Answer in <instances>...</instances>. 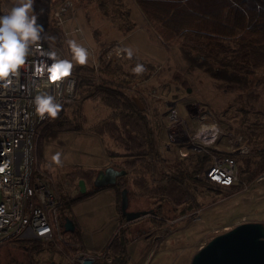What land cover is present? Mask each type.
<instances>
[{
    "label": "rangeland",
    "instance_id": "374dc122",
    "mask_svg": "<svg viewBox=\"0 0 264 264\" xmlns=\"http://www.w3.org/2000/svg\"><path fill=\"white\" fill-rule=\"evenodd\" d=\"M36 1H34V3H37L36 7L38 11H40V13H45V11L47 10L50 11H48L46 15L50 17L53 25L54 18L52 11H55V7L57 4L66 2L67 4L69 3L73 6H70L69 8L70 13H66L63 10V13H65L62 19L64 21L63 25H65V29L64 31H61L64 35L65 46L67 47L66 50H64L66 52L57 49L55 46L53 47L61 58L66 59H71V53L67 45V40L76 39L78 42L87 47L92 53V60H90L86 65L75 64L74 66L92 68V71H85L84 74L93 77L89 78L92 79L93 83L97 84L98 82V78L100 76L98 70L101 66L100 60L103 59L101 58L102 51L105 48L106 44H110L109 42L114 45H112L110 49L103 55L106 56L103 60L104 62L112 61L111 63H113L115 61L116 63L114 64H118V66L120 64L121 71L131 74L133 72V67L131 63L127 61L128 59L124 58L122 54L119 59L116 60H110L107 57V53L113 48H124L126 46L128 47L129 45L133 49L135 57H146L145 60L138 59L144 63L139 61L138 62L142 64H150L153 67L152 69L154 70V72L153 70L150 72V75L147 78L135 80V83L132 84L129 88H126L125 92L127 94L126 98L132 97L137 99L138 101H142V103L141 101L140 103L143 107L144 113L147 114L149 122L151 123L153 137H151L150 142L152 144V147H154V151H158V159H155L153 153L145 155V162L149 164L147 165V167L149 168L147 172H145V168L141 171L139 167H135V170L134 168L123 167L124 164H122V162L124 160V151L121 145V141L119 140L117 142L112 139L104 141L103 139L101 140L98 135H96L99 124L106 121L110 111L106 109L104 105H102L103 103L100 98L95 95L91 96V93L93 92V86H82V90H79L80 92L78 90L76 91L75 99H78H74L71 104H68L69 106L65 105L63 107V116L65 117L67 124L71 126L70 129L59 131V129H56V125L52 123L53 119H50L47 123H45V125L41 127L38 138L36 140V166L38 167V169L40 168L41 171L50 176L52 175L51 172H54L51 177H53L54 182L56 181V188L59 194H61L62 198L65 200V203L61 206L60 209L63 208V212H65L66 214V208L69 207L70 215H68L67 217L72 220V222L74 223V227L78 230V232L79 227L77 222H81L82 228L84 229V244H88L90 243V241H93L94 244L98 247L106 241L110 234V231L114 229V233L107 243H109L118 232H124L126 250L129 257L128 264H190L194 254L202 246H204L205 243H207L216 235L230 230L242 223H261L264 225V115L262 116V114H264V68L260 69L261 71L258 70L255 73L254 77L251 79L250 87L246 91L239 93L216 89L214 87L212 79H210L205 73L199 70H194L191 72L186 70L185 64L181 60L180 53L179 51H177V48L174 46L168 47L164 45L163 42H161L154 29L144 18L134 0H62V2L61 0ZM13 2L14 0H0V14L6 13L8 11L7 9L12 6ZM101 6H103L104 9H101ZM95 7L96 9H94ZM50 13L52 14V16ZM97 13H99V15ZM139 25H141L142 27ZM75 28H78L79 31L75 32L73 30ZM136 31H138V33ZM99 39L102 40L100 41ZM135 39L136 41H134ZM151 39L152 41H150ZM43 43H45V41ZM63 53L65 54V56ZM143 53L145 56L143 55ZM112 56H117V52L115 51ZM95 63L98 66H96ZM72 75L77 76L74 74V71L72 72ZM116 75L118 81H121L123 78H125L118 75V73ZM134 76L139 75L135 74ZM164 77H167L168 79H165ZM75 78H77L76 84H78L79 78ZM132 90L136 91V93ZM128 91H130L131 93ZM139 91L141 92L139 93ZM94 99L97 100L95 101ZM90 100L93 104L90 103ZM172 103L176 106L179 114V119L175 123L170 122V119L167 116L169 111L168 105H172ZM77 104L82 105V107ZM156 109L159 110L157 111ZM91 112H95L96 118L94 121L96 123L89 122L90 119L88 117L90 116ZM116 112L120 113V109L116 110ZM126 112L130 113V111ZM154 117H157L158 119ZM80 120H82V122ZM214 123H217L215 124V126L219 129L218 133L206 134V136L199 134L200 126L202 127L203 125L207 124L214 125ZM238 132L240 134H238ZM91 134H94L98 138V140H101L99 142L104 150L106 149V146H108V148H111V151H113L114 153H110V156L103 152L99 153L100 156L98 155V153L94 156H90L88 153H94L95 151H97V147L100 146V144L90 136ZM184 134L187 135V139L180 141L179 138ZM204 137L206 138V140H204ZM181 144L183 147L181 146ZM155 145H158L156 146L157 148L155 147ZM195 145L198 146L197 149L192 150V146ZM230 145H232V148ZM120 147L121 149H119ZM239 148H242L244 152L243 155L238 154V157L236 156V168L238 174V182L236 185L239 186V188L237 189V191L235 190L230 195L213 190V188H210L208 185H204L200 181H198L203 180L200 179L202 178L203 171L202 173L200 172L198 174L199 176L197 175L196 179L179 178L180 171L191 172L193 170L195 164L200 158L199 156H201V159L203 161L202 162L201 160H199L203 163L204 170L205 167L211 162L212 156H214L216 153L222 154L225 151L227 152L229 149L231 151L238 152ZM63 149H65L66 151H63ZM56 151L63 152V156H67L69 152L71 155L80 154V156H82L89 162V166L88 164H84V166L68 165L67 162H64V159L63 164H66H62V166H56L54 165V163L51 164V156ZM172 157L174 158L172 159ZM112 159L114 160L112 161ZM116 159H118V162L116 161ZM41 164H43L44 167ZM105 165L116 170H120L121 168L126 172L125 176H123V178L125 177L123 179V184H125V187L129 192L127 211H147L148 213H152H147L145 215L146 217L142 216L143 218L140 217L138 220H135L136 222H130L131 224L127 223L120 212V199H117L118 189L114 188L116 194L114 214L115 219L110 221L113 214L110 207V193L103 191L99 194H94L93 196H87L89 192L94 190V187L92 185V182L95 178L94 176H96L99 171H104L105 168H109ZM53 167L55 170L53 169ZM156 168L158 170H156ZM88 170L92 171L93 177L89 182H87L88 189H86L84 193H80L77 184V179H80V174L78 172L81 173ZM137 170L140 171L138 172ZM48 171L49 173H47ZM158 171L162 172L159 173ZM142 172L144 173L142 174ZM136 174L138 177L136 176ZM129 175L133 177H131L130 179ZM141 177H146L144 178L146 185L143 189H140L136 186L137 180ZM171 178L175 179L185 192L183 196H186V198L181 205L173 204V202L170 201L168 197L162 194L161 188L165 187V185ZM188 188L190 191L188 190ZM221 194L223 195L221 196ZM158 195H160V197ZM75 199L79 200L71 204V200ZM73 204V213H75L77 216L79 215L82 220H77L76 218L72 217L70 207ZM148 217L150 219H148ZM113 222L115 228L113 227ZM62 235H65L64 237L67 239V242L70 240V245L65 246L64 244H62L60 246V250H55L51 247H45L39 244L37 246H34L35 248L31 249L32 251H29L31 256H29V254L20 247V243L12 244L13 246L11 244L4 245L0 248V264H45L44 262L65 264V255H70L71 253L73 254L76 248H84L82 247L79 238H69L68 233L65 232L63 228ZM138 242L141 244V246ZM105 249L108 250L107 246L102 250Z\"/></svg>",
    "mask_w": 264,
    "mask_h": 264
},
{
    "label": "trees",
    "instance_id": "16d2710c",
    "mask_svg": "<svg viewBox=\"0 0 264 264\" xmlns=\"http://www.w3.org/2000/svg\"><path fill=\"white\" fill-rule=\"evenodd\" d=\"M134 1L161 42L166 46L172 45L177 48L186 70L189 72L199 70L205 73L212 79L216 89L239 93L246 91L249 89L251 79L254 77L255 73L264 68V4L262 0ZM33 11L37 16V23L44 29L43 35L45 37H55L54 41L47 39L44 41L55 46L57 49L66 50L67 47L65 46V39L63 38L64 35L61 29L53 25L48 15L46 16L45 13H40L35 4H33ZM110 45L112 46V43L106 44L102 51V55L110 49ZM122 56L126 58V55L122 54ZM101 58L103 59L100 61L103 63H101L98 71L102 75L99 73L100 76L97 84L93 83L92 79L89 81V78L93 77L84 74L85 71H92V68L74 66V74L77 73L76 77L80 78L78 79V84H76V91H81L84 85L90 87L93 84L91 96H99L104 107L110 111L106 121L99 124L96 135L105 140L112 139L117 142L120 140L124 150L123 167L134 168L137 164L140 170H144L145 168V172H147L149 169L147 165L149 164L145 162V155L153 153L154 157L156 156L155 159H158L157 152L154 151L150 142L152 128L147 114L144 113L143 109L137 106L134 98H126L125 92L126 88L134 84L135 80L147 78L153 70V67L150 64H143L146 71L139 76H134V72H132L131 74L133 75H131L121 71L120 65L118 66L109 61L104 62L105 56H101ZM127 61L131 63L133 68L140 62L135 58L128 59ZM109 66L112 68L110 69ZM104 69L105 72H103ZM117 73L125 78L118 81L116 77ZM104 76L109 79L107 80ZM117 84L118 86H116ZM101 87L103 88L101 89ZM62 109L58 116L52 120V123L56 125V129H70L71 126L67 124L65 117H63ZM117 109H120V113L116 112ZM126 111H130V113ZM108 153L113 154L114 152L108 150ZM199 160H201V157ZM199 160L191 172L180 171L179 178L196 179L197 175L203 170V163H200L202 160ZM78 173L80 174L79 180H83L84 184H88L87 182L93 177V173L90 170ZM143 173L144 172H142V174ZM123 179V176H121L116 180L114 185H111L118 189V199H120L121 190L126 188L123 184ZM175 181V179L171 178L165 187L161 188V191L163 195L167 196L169 200L173 202V204L181 205L186 196H183L185 194L183 188ZM198 181H202V184L209 185V187L211 186L210 188L213 187L214 190L224 194H230L239 188L237 185L219 187L211 183L209 184L206 180ZM136 186L143 189L145 187L144 178H139L136 182ZM97 190L98 189L94 188L87 196L93 194ZM77 200H71V204ZM66 209V214L63 212V208L59 210V218L62 227L64 219L69 218L67 216L70 215L69 207ZM78 234V230L75 229L73 233H68V236L69 238L73 237L72 239H78ZM123 239L124 232H118L109 242L110 244H107V252L109 255L106 253V256L110 258L109 264L129 263L126 241ZM37 245H39V243L33 241L20 243V247L23 248L29 256V251L34 249V246Z\"/></svg>",
    "mask_w": 264,
    "mask_h": 264
},
{
    "label": "built area",
    "instance_id": "2783aa9c",
    "mask_svg": "<svg viewBox=\"0 0 264 264\" xmlns=\"http://www.w3.org/2000/svg\"><path fill=\"white\" fill-rule=\"evenodd\" d=\"M70 6L66 2L57 4L53 12L54 25L63 31V10L69 13ZM49 51H55L54 47L47 42L42 43L41 48L28 57L13 84L7 88L0 87V248L28 241L55 250H60L62 244L69 245L62 235L59 218V210L65 200L53 178L38 169L35 159L39 132L50 120L47 115L43 118L37 115L33 104L34 96L40 91L43 81L48 79V73L41 74L40 68L52 64ZM109 52L107 57L110 60L121 56H110ZM69 82H73L70 93ZM49 83L47 90L57 95L62 107L74 101L76 78L73 75L57 82L58 86ZM168 106L167 116L175 123L179 119L178 110L174 104ZM185 135L179 140H186ZM197 147L192 146L191 149ZM243 153L242 148L238 152L216 153L203 170L202 178L219 187L236 185V156ZM106 253V249L93 253L78 248L73 254L65 255V263L83 264L85 260H90L92 263L109 264Z\"/></svg>",
    "mask_w": 264,
    "mask_h": 264
},
{
    "label": "clouds",
    "instance_id": "9594fccd",
    "mask_svg": "<svg viewBox=\"0 0 264 264\" xmlns=\"http://www.w3.org/2000/svg\"><path fill=\"white\" fill-rule=\"evenodd\" d=\"M34 0H14L10 9L0 14V87H9L20 70L26 65L27 59L41 48L45 39L55 40V37H45L44 29L37 23L33 11ZM71 59L61 58L56 51H49L48 56L53 61L50 66L42 65L41 74L48 73V79L43 81L40 91L34 96L33 104L37 115L55 119L61 111L62 104L56 94L47 89L51 84L58 86L59 81L72 75L74 65H86L92 59V53L76 39L67 40ZM117 55L124 54L128 59L134 56L131 47L118 48ZM132 71L141 75L146 71L143 64L137 63ZM73 82H69L68 92L72 91ZM219 129L215 125H203L200 135L216 134ZM63 153L56 151L51 161L56 166H62ZM7 164L4 165L6 167Z\"/></svg>",
    "mask_w": 264,
    "mask_h": 264
},
{
    "label": "water",
    "instance_id": "95a60500",
    "mask_svg": "<svg viewBox=\"0 0 264 264\" xmlns=\"http://www.w3.org/2000/svg\"><path fill=\"white\" fill-rule=\"evenodd\" d=\"M264 4V0H262ZM135 103L143 109L141 103L134 98ZM124 170L112 167L99 171L93 180L96 189L114 185L116 180L125 175ZM80 192L86 191L83 180L78 181ZM128 192L124 188L120 192V212L126 222H132L146 215V211H127ZM63 229L73 233L74 223L69 218L64 219ZM45 264H55L48 262ZM83 264L92 263L85 260ZM190 264H264V225L261 223H242L230 230L216 235L202 246L192 257Z\"/></svg>",
    "mask_w": 264,
    "mask_h": 264
},
{
    "label": "bare ground",
    "instance_id": "6f19581e",
    "mask_svg": "<svg viewBox=\"0 0 264 264\" xmlns=\"http://www.w3.org/2000/svg\"><path fill=\"white\" fill-rule=\"evenodd\" d=\"M34 1H36V0H34ZM41 1H43V0H41ZM36 2H37V1H36ZM61 2H62V0H61ZM61 2H60V3H61ZM90 2H93V1H90ZM108 2H109V1H108ZM88 3H89V2H88ZM114 3H115V2H114ZM114 3H113V4H114ZM125 3H126V2H125ZM125 3H124V4H125ZM260 3H261V2H260ZM12 4H13V3H12ZM34 4H35V3H34ZM36 4H37V3H36ZM36 4H35V6H36ZM86 4H87V3H86ZM231 4H232V3H231ZM42 5H43V4H42ZM49 5H50V4H49ZM117 5H119V4H117ZM71 6H72V5H71ZM78 6H79V5H78ZM98 6H100V5H98ZM9 7H10V4H9ZM42 7H43V6H42ZM42 7H41V8H42ZM53 7H54V6H53ZM72 7H73V6H72ZM74 7H75V6H74ZM101 7H102L101 9H104L103 6H101ZM260 7H261V6H260ZM0 8H1V7H0ZM44 8H46V7H44ZM9 9H10V8H8L7 10H9ZM49 9H50V8H49ZM94 9H96V7H95ZM94 9H93V10H94ZM7 10H6V11H7ZM43 10H46V9H43ZM52 10H53V9H52ZM52 10H51V11H52ZM91 10H92V9H91ZM48 11H49V10L45 11V14H47ZM69 11H70V10H69ZM94 11H95V10H94ZM100 11H101V10H100ZM49 12H50V11H49ZM52 12H54V11H52ZM64 13H65V12H64ZM69 13H70V12H69ZM90 13H91V12H90ZM139 13H140V12H139ZM48 14H49V13H48ZM50 14H51V13H50ZM82 14H83V13H82ZM97 14L99 15V13H97ZM74 15H75V14H74ZM140 15H141V14H140ZM46 16H47V15H46ZM51 16H52V14H51ZM95 16H96V15H95ZM66 17H67V16H66ZM91 17H93V16H91ZM97 17H98V16H97ZM97 17H96V18H97ZM109 17H110V16H109ZM141 17H142V16H141ZM258 17H260V16H258ZM73 18H74V17H73ZM73 18H72V19H73ZM49 19H50V17H49ZM88 19H89V18H88ZM99 19H102V18H99ZM138 19H141V18H138ZM138 19H137V20H138ZM148 20H149V19H148ZM51 21H52V20H51ZM74 22H75V21H74ZM96 22H97V21H96ZM142 22H143V21H142ZM153 22H154V21H153ZM92 23H93V22H92ZM223 23H224V22H223ZM260 23H262V22H260ZM98 24H99V23H98ZM98 24H97V25H98ZM155 24H156V23H155ZM263 24H264V23H263ZM99 25H100V24H99ZM260 25H261V24H260ZM64 26H65V25H64ZM87 26H88V25H87ZM139 26H141V25H139ZM98 27H99V26H98ZM141 27H142V26H141ZM148 27H149V26H148ZM67 28H68V27H67ZM67 28H66V30H67ZM90 28H91V27H90ZM101 28H103V27H101ZM97 29H98V28H97ZM99 29H100V28H99ZM150 29H151V28H150ZM73 30H74V29H73ZM242 31H243V30H242ZM242 31H241V32H242ZM103 32H104V31H103ZM130 32H131V31H130ZM136 32L138 33V31H136ZM142 32H143V31H142ZM70 33H71V32H70ZM73 33H75V32H73ZM236 34H237V33H236ZM68 35H69V34H68ZM77 35H78V34H77ZM101 35H102V34H101ZM105 35H106V34H105ZM128 35H130V34H128ZM234 36H235V35H234ZM236 36H237V35H236ZM91 37H92V35H91ZM129 37H130V36H129ZM131 37H132V35H131ZM231 37H232V36H231ZM261 37H262V36H261ZM63 38H64V37H63ZM63 38H62V39H63ZM127 38H128V37H127ZM145 38H146V37H145ZM152 38H154V37H152ZM103 39H104V38H103ZM119 39H121V38H119ZM132 39H133V38H132ZM99 40H100V39H99ZM101 40H102V39H101ZM101 40H100V41H101ZM134 41H136V39H135ZM150 41H152V39H151ZM97 42H98V41H97ZM120 42H121V41H120ZM105 43H106V41H105ZM109 43H111V42H109ZM134 44H135V43H134ZM141 44H142V43H141ZM95 45H96V44H95ZM112 45H113V44H112ZM117 45H118V44H117ZM148 45H149V44H148ZM148 45H147V46H148ZM52 46H53V45H52ZM110 46H111V45H110ZM120 46H121V45H120ZM143 46H144V45H143ZM169 46H170V45H169ZM169 46H168V47H169ZM126 47H127V46H126ZM128 47H130V46L128 45ZM140 47H141V46H140ZM145 47H146V46H145ZM153 47H154V46H153ZM171 47H172V45H171ZM98 48H99V47H98ZM103 48H104V47H103ZM160 48H161V47H160ZM101 49H102V47H101ZM161 49H162V48H161ZM62 50H63V49H62ZM141 50H142V49H141ZM63 51H64V50H63ZM94 51H95V50H94ZM96 51H97V50H96ZM115 51H116V48H115V49L113 48V49L109 52V55L112 56V55L115 53ZM142 51H143V50H142ZM177 51H178V50H177ZM64 52H66V51H64ZM97 52H98V51H97ZM148 52H149V51H148ZM149 53H150V52H149ZM63 54H64V53H63ZM96 54H97V53H96ZM100 54H101V53H100ZM102 54H103V52H102ZM60 55H61V54H60ZM152 55H153V54H152ZM64 56H65V54H64ZM99 56H100V55H99ZM102 56H103V55H102ZM95 57H96V56H95ZM105 57H106V56H105ZM99 58H100V57H99ZM124 58H125V57H124ZM126 58H127V57H126ZM133 58H134V57H133ZM121 59H122V58H121ZM151 59H152V57H151ZM157 59H158V58H157ZM91 60H92V59H91ZM93 61H95V60H93ZM122 61H123V60H122ZM152 61H153V60H152ZM162 61H163V60H162ZM91 62H92V61H91ZM111 62H112V61H111ZM101 63H103V62H101ZM113 63H116V62L114 61ZM91 64H92V63H91ZM95 64H96V63H95ZM109 64H110V63H109ZM117 65H118V64H117ZM119 65H120V64H119ZM125 65H126V64H125ZM161 65H162V64H161ZM96 66H98V65L96 64ZM259 67H260V66H259ZM104 68H105V67H104ZM109 68H110V66H109ZM111 68H112V67H111ZM111 68H110V69H111ZM157 68H158V67H157ZM260 68H261V67H260ZM99 69H100V68H99ZM106 70H107V69H106ZM93 71H94V70H93ZM100 71H101V70H100ZM109 71H110V70H109ZM163 71H164V70H163ZM260 71H261V70H260ZM103 72H105V69H104ZM106 72H107V71H106ZM153 72H154V70H153ZM165 72H166V71H165ZM99 73H100V72H99ZM146 73H147V72H146ZM100 74H101V73H100ZM75 75H76V74H75ZM78 75H80V74H78ZM101 75H102V74H101ZM124 75H125V74H124ZM131 75H133V74H131ZM149 75H150V74H149ZM149 75H148V76H149ZM160 75H161V74H160ZM164 75H165V74H164ZM116 76H117V75H116ZM74 77H76V76H74ZM104 77H105V76H104ZM153 77H154V76H153ZM167 77H168V76H167ZM167 77H166V78H167ZM263 77H264V76H263ZM83 78H86V77H83ZM101 78H102V77H101ZM105 78H106V77H105ZM105 78H104V79H105ZM118 78H119V77H118ZM164 78H165V77H164ZM166 78H165V79H166ZM79 79H80V78H79ZM106 79L108 80L109 78H106ZM136 79H137V78H136ZM142 79H145V78H142ZM167 79H168V78H167ZM99 80H100V79H99ZM110 80H111V79H110ZM160 80H161V79H160ZM181 80H182V79H181ZM259 80H260V79H259ZM89 81H90V79H89ZM115 81H116V80H115ZM115 81H114V82H115ZM163 81H164V80H163ZM165 81H166V80H165ZM116 82H117V81H116ZM136 82H137V81H136ZM169 82H170V81H169ZM111 83H113V82H111ZM134 83H135V82H134ZM144 83H145V82H144ZM149 83H150V82H149ZM153 83H154V82H153ZM263 83H264V82H263ZM118 84H119V83H118ZM118 84H117L116 86H118ZM154 84H155V83H154ZM102 85H103V84H102ZM121 85H123V84H121ZM148 85H149V84H148ZM155 85H156V84H155ZM84 86H85V85H84ZM84 86H83V87H84ZM91 86H93V84H92ZM137 86H138V85H137ZM142 86H143V85H142ZM151 86H152V85H151ZM260 86H261V85H260ZM119 87H120V86H119ZM121 87H122V86H121ZM143 87H144V86H143ZM191 87H192V86H191ZM99 88H100V87H99ZM102 88H103V87H101V89H102ZM127 88H128V87H127ZM140 88H141V87H140ZM144 89H145V88H144ZM149 89H151V88H149ZM183 89H184V88H183ZM89 90H90V89H89ZM99 90H100V89H99ZM108 90H109V89H108ZM127 90H128V89H127ZM145 90H146V89H145ZM155 90H156V89H155ZM110 91H111V90H110ZM122 91H123V90H122ZM132 91H134V90H132ZM146 91H147V90H146ZM166 91H168V90H166ZM79 92H80V91H79ZM85 92H86V91H85ZM87 92H88V91H87ZM128 92H130V91H128ZM134 92L136 93V91H134ZM137 92H138V91H137ZM140 92H141V91H139V93H140ZM149 92H151V91H149ZM154 92H155V91H154ZM252 92H253V91H252ZM256 92H257V91H256ZM90 93H91V92H90ZM119 93H120V92H119ZM130 93H131V92H130ZM148 94H149V93H148ZM154 94H156V93H154ZM188 94H189V93H188ZM91 95H92V93H91ZM126 95H127V94H126ZM128 95H129V94H128ZM149 95H150V94H149ZM259 95H260V94H259ZM132 96H133V95H132ZM137 96H138V94H137ZM140 96H141V95H140ZM143 96H144V95H143ZM98 98H99V96H98ZM128 98H129V97H128ZM143 98H145V97H143ZM158 98H159V97H158ZM76 99H78V98H76ZM76 99H75V100H76ZM83 99H84V98H83ZM86 99H87V98H86ZM121 99H122V98H121ZM130 99H131V97H130ZM130 99H129V100H130ZM160 99H161V98H160ZM94 100L96 101L97 99H94ZM136 100H137V99H136ZM144 100H145V99H144ZM144 100H143V101H144ZM151 100H153V99H151ZM162 100H163V99H162ZM146 101H147V100H146ZM146 101H145V102H146ZM155 101H156V100H155ZM76 102H77V101H76ZM76 102H75V104H76ZM85 102H86V101H85ZM93 102H94V101H93ZM145 102H144V103H145ZM164 102H165V101H164ZM172 102H173V101H172ZM88 103H89V102H88ZM88 103H87V104H88ZM90 103H91V100H90ZM90 103H89V104H90ZM154 103H155V102H154ZM263 103H264V102H263ZM70 104H71V103H70ZM75 104H74V108H75ZM80 104H81V103H80ZM91 104H93V103H91ZM172 104H173V103H172ZM186 104H187V103H186ZM77 105H79V104H77ZM96 105H97V104H96ZM96 105H95V106H96ZM98 105H99V104H98ZM102 105H103V104H102ZM102 105H101V108H102ZM130 105H131V104H130ZM166 105H167V104H166ZM68 106H69V105H68ZM79 106L82 107V105H79ZM79 106H78V107H79ZM83 106H84V105H83ZM87 106H88V105H87ZM105 106H106V105H105ZM131 106H132V105H131ZM163 106H164V105H163ZM90 107H91V106H90ZM132 107H133V106H132ZM145 107H146V106H145ZM159 107H160V105H159ZM148 108H149V107H148ZM148 108H147V109H148ZM61 109H62V108H61ZM79 109H80V108H79ZM92 109H93V108H92ZM98 109H99V108H98ZM110 110H111V109H110ZM117 110H118V109H117ZM156 110H157V109H156ZM158 110H159V109H158ZM158 110H157V111H158ZM251 110H252V109H251ZM79 111H82V110H79ZM97 111H98V110H97ZM103 111H104V110H103ZM107 111H108V110H107ZM113 111H114V110H113ZM186 111H187V110H186ZM77 112H78V111H77ZM98 112H99V111H98ZM162 112H163V111H162ZM164 112H165V111H164ZM262 112H263V111H262ZM69 113H70V112H69ZM79 113H80V112H79ZM81 113H82V112H81ZM82 114H83V113H82ZM94 114H95V113H94ZM98 114H99V113H98ZM98 114H97V115H98ZM109 114H110V113H109ZM133 114H134V113H133ZM160 114H161V113H160ZM187 114H188V113H187ZM68 115H69V114H68ZM90 115H91V114H90ZM139 115H140V113H139ZM263 115H264V114H262V116H263ZM106 116H107V115H106ZM63 117H64V116H63ZM75 117H76V116H75ZM149 117H150V116H149ZM206 117H207V116H206ZM95 118H96V117H95ZM97 118H98V117H97ZM154 118H157V117H154ZM74 119H75V118H74ZM104 119H105V118H104ZM157 119H158V118H157ZM75 120H76V119H75ZM92 120H93V119H92ZM94 120H95V119H94ZM187 120H188V119H187ZM207 120H208V119H207ZM207 120H206V121H207ZM80 121L82 122V120H80ZM158 121H159V120H158ZM91 122H92V121H91ZM116 122H117V121H116ZM170 122H171V121H170ZM216 122H217V121H216ZM95 123H96V122H95ZM98 123H99V122H98ZM81 124H82V123H81ZM116 124H117V123H116ZM148 124H149V123H148ZM166 124H167V123H166ZM215 124H217V123H214V125H215ZM150 125H151V123H150ZM150 125H149V128H150ZM173 125H174V124H173ZM194 125H195V124H194ZM207 125H208V124H207ZM210 125H211V124H210ZM258 125H259V124H258ZM86 126H87V125H86ZM90 126H91V125H90ZM171 126H172V125H171ZM198 126H199V125H198ZM161 127H162V126H161ZM164 127H165V126H164ZM166 127H168V126H166ZM187 127H188V126H187ZM84 128H85V127H84ZM89 128H90V127H89ZM127 128H128V127H127ZM194 128H195V127H194ZM118 129H119V128H118ZM169 129H170V128H169ZM172 129H173V128H172ZM200 129H201V126H200ZM148 130H150V129H148ZM170 130H171V129H170ZM221 130H222V129H221ZM253 130H254V129H253ZM255 130H256V129H255ZM59 131H60V130H59ZM67 131H68V130H67ZM122 131H123V130H122ZM161 131H162V130H161ZM46 132H47V131H46ZM61 132H63V131H61ZM74 132H76V131H74ZM87 132H88V131H87ZM87 132H86V133H87ZM89 132H90V131H89ZM132 132H133V131H132ZM143 132H144V131H143ZM190 132H191V131H190ZM231 132H232V131H231ZM239 132H240V131H239ZM239 132H238V134H240ZM256 132H257V131H256ZM152 133H153V131H152ZM152 133H151V134H152ZM161 133H162V132H161ZM220 134H221V133H220ZM227 134H228V133H227ZM152 135H153V134H152ZM152 135H151V136H152ZM49 136H50V135H49ZM155 136H157V135H155ZM161 136H163V135H161ZM161 136H160V137H161ZM205 136H206V135H205ZM207 136H208V135H207ZM237 136H238V135H237ZM114 137H115V136H114ZM152 137H153V136H152ZM185 137H186V135L184 136V138H185ZM197 137H199V136H197ZM238 137H239V136H238ZM242 137H243V136H242ZM101 138H102V137H101ZM170 138H171V137H170ZM170 138H169V139H170ZM204 138H205V137H204ZM44 139H45V138H44ZM159 139H160V138H159ZM162 139H163V138H162ZM175 139H176V138H175ZM192 139H193V138H192ZM226 139H227V138H226ZM101 140H102V139H101ZM104 140H105V139H104ZM149 140H150V139H149ZM157 140H158V139H157ZM204 140H206V138H205ZM242 140H243V139H242ZM153 141H154V140H153ZM164 141H165V140H164ZM171 141H172V140H171ZM175 141H176V140H175ZM217 141H218V140H217ZM243 141H244V140H243ZM112 142H113V141H112ZM159 142H160V141H159ZM209 142H210V141H209ZM190 143H191V142H190ZM201 143H202V142H201ZM228 143H229V142H228ZM263 143H264V142H263ZM110 144H112V143H110ZM117 144H118V143H117ZM209 144H210V143H209ZM239 144H240V143H239ZM245 144H246V143H245ZM145 145H146V144H145ZM171 145H172V144H171ZM173 145H174V144H173ZM176 145H177V143H176ZM176 145H175V146H176ZM185 145H186V143H185ZM156 146H158V145H155V147H156ZM181 146H182V144H181ZM195 146H197V145H195ZM207 146H208V145H207ZM243 146H244V145H243ZM109 147H110V145H109ZM150 147H151V146H150ZM170 147H171V146H170ZM182 147H183V146H182ZM260 147H261V146H260ZM153 148H154V147H153ZM156 148H157V147H156ZM179 148H180V147H179ZM246 148H247V147H246ZM252 148H253V147H252ZM43 149H44V148H43ZM107 149H108V148H107ZM110 149H111V148H110ZM119 149H121V147H120ZM180 149H181V148H180ZM196 149H197V148H196ZM117 150H118V148H117ZM117 150H115V151H117ZM152 150H153V149H152ZM192 150H193V149H192ZM209 150H210V149H209ZM247 150H248V149H247ZM64 151H66V150H64ZM123 151H124V150H123ZM182 151H183V150H182ZM228 151H231V150L229 149ZM257 151H258V149H257ZM42 152H43V151H42ZM126 152H127V151H126ZM145 152H146V151H145ZM149 152H150V150H149ZM157 152H158V151H157ZM184 152H185V150H184ZM197 152H199V151H197ZM210 152H211V151H210ZM212 152H213V151H212ZM225 152H226V151H225ZM225 152H224V153H225ZM154 153H155V152H154ZM173 153H174V152H173ZM181 153H182V152H181ZM190 153H191V152H190ZM205 153H206V152H205ZM260 153H261V152H260ZM69 154H70V152H69ZM158 154H159V153H158ZM167 154H168V153H167ZM203 154H204V153H203ZM214 154H215V153H214ZM261 154H262V153H261ZM72 155H73V154H72ZM151 155H152V154H151ZM155 155H156V153H155ZM179 155H180V154H179ZM201 155H202V154H201ZM242 155H243V154H242ZM69 156H70V155H69ZM142 156H143V155H142ZM171 156H172V154H171ZM258 156H259V155H258ZM262 156H263V155H262ZM127 157H128V156H127ZM155 157H156V156H155ZM186 157H187V156H186ZM199 157H201V156H199ZM204 157H205V156H204ZM237 157H238V156H237ZM117 158H118V157H117ZM164 158H165V156H164ZM173 158H174V157H172V159H173ZM183 158H184V157H183ZM247 158H248V157H247ZM256 158H257V157H256ZM262 158H263V157H262ZM72 159H73V157H72ZM208 159H209V158H208ZM259 159H260V158H259ZM44 160H45V159H44ZM113 160H114V159H112V161H113ZM127 160H128V159H127ZM170 160H171V159H170ZM176 160H177V159H176ZM201 160H202V159H201ZM205 160H206V159H205ZM116 161L118 162V159H116ZM158 161H159V160H158ZM158 161H157V162H158ZM161 161H162V160H161ZM181 161H182V160H181ZM250 161H252V160H250ZM44 162H45V161H44ZM64 162H65V161H64ZM82 162H83V161H82ZM149 162H150V161H149ZM164 162H165V161H164ZM168 162H169V161H168ZM182 162H183V161H182ZM189 162H190V161H189ZM202 162H203V161H202ZM202 162H201V163H202ZM247 162H248V161H247ZM254 163H255V162H254ZM46 164H47V163H46ZM51 164H53V163H51ZM64 164H66V163H64ZM64 164H63V165H64ZM67 164H68V163H67ZM122 164H123V162H122ZM135 164H136V163H135ZM142 164H143V163H142ZM155 164H156V163H155ZM167 164H168V163H167ZM169 164H170V163H169ZM249 164H250V163H249ZM41 165H43V164H41ZM54 165H55V164H54ZM68 165H69V164H68ZM82 165H83V164H82ZM112 165H114V164H112ZM239 165H240V164H239ZM250 165H251V164H250ZM88 166H89V165H88ZM99 166H100V165H99ZM105 166H107V165H105ZM134 166H135V165H134ZM161 166H162V165H161ZM39 167H40V166H39ZM41 167H42V166H41ZM43 167H44V165H43ZM86 167H87V166H86ZM107 167H109V166H107ZM118 167H120V166H118ZM136 167H138L137 164H136ZM154 167H155V166H154ZM184 167H185V166H184ZM200 167H201V166H200ZM248 167H249V166H248ZM252 167H253V166H252ZM82 168H83V167H82ZM82 168H81V169H82ZM186 168H187V167H186ZM39 169H40V168H39ZM50 169H51V168H50ZM53 169H54V167H53ZM86 169H87V168H86ZM105 169H106V168H105ZM105 169H104V170H105ZM120 169H121V168H120ZM134 169H136V168L134 167ZM139 169H140V167H139ZM165 169H166V168H165ZM172 169H173V168H172ZM176 169H177V168H176ZM197 169H198V167H197ZM40 170H41V169H40ZM54 170H55V169H54ZM54 170H53V171H54ZM99 170H100V169H99ZM156 170H158V169L156 168ZM182 170H183V169H182ZM186 170H187V169H186ZM49 171H50V170H49ZM49 171H48L47 173H49ZM141 171H142V170H141ZM153 171H154V170H153ZM187 171H188V170H187ZM200 171H201V170H200ZM202 171H203V170H202ZM202 171H201V173H202ZM67 172H68V171H67ZM138 172H139V171H138ZM158 172H159V171H158ZM160 172H162V171H160ZM160 172H159V173H160ZM163 172H164V171H163ZM169 172H170V171H169ZM177 172H178V171H177ZM51 173H52V175H53L54 172H51ZM56 173H57V172H56ZM130 173H131V172H130ZM167 173H168V172H167ZM45 174H46V173H45ZM145 174H146V173H145ZM147 174H151V173H147ZM195 174H196V172H195ZM52 175H51V176H52ZM57 175H58V174H57ZM60 175H61V174H60ZM63 175H64V174H63ZM63 175H62V176H63ZM132 175H133V174H132ZM141 175H142V174H141ZM168 175H169V174H168ZM54 176H55V175H54ZM126 176H127V175H126ZM129 176H130V175H129ZM129 176H128V177H129ZM133 176H134V175H133ZM133 176H130V179H131V177H133ZM136 176H137V174H136ZM145 176H146V175H145ZM147 176H148V175H147ZM161 176H162V175H161ZM190 176H191V175H190ZM195 176H196V175H195ZM198 176H199V175H198ZM94 177H95V176H94ZM137 177H138V176H137ZM142 177H143V176H142ZM163 177H164V176H163ZM187 177H188V176H187ZM52 178H53V177H52ZM58 178H59V177H58ZM124 178H125V177H124ZM144 178H146V177H144ZM155 178H156V177H155ZM192 178H193V177H192ZM63 179H64V178H63ZM134 179H135V178H134ZM156 179H157V178H156ZM200 179H203V178H200ZM58 180H59V179H58ZM77 180H79V179H77ZM159 180H160V179H159ZM177 180H178V179H177ZM203 180H204V179H203ZM257 180H258V179H257ZM74 181H75V180H74ZM74 181H73V182H74ZM181 181H182V180H181ZM240 181H241V179H240ZM250 181H251V180H250ZM55 182H56V181H55ZM154 182H155V181H154ZM161 182H162V181H161ZM175 182H177V181H175ZM186 182H187V181H186ZM201 182H202V181H201ZM59 183H60V181H59ZM92 183H93V182H92ZM208 183H209V182H208ZM55 184H56V183H55ZM77 184H78V183H77ZM164 184H165V183H164ZM209 184H210V183H209ZM62 185H63V184H62ZM75 185H76V184H75ZM145 185H146V184H145ZM189 185H192V184H189ZM124 186H125V184H124ZM156 186H157V185H156ZM158 186H159V184H158ZM208 186H209V185H208ZM113 187H114V186H113ZM134 187H135V186H134ZM134 187H133V188H134ZM152 187H153V185H152ZM210 187H211V186H210ZM106 188H107V187H106ZM106 188H105V189H106ZM111 188H112V186H111ZM115 188H116V187H115ZM135 188H136V187H135ZM212 188H213V187H212ZM243 188H244V187H243ZM63 189H64V187H63ZM65 189H66V188H65ZM199 189H200V188H199ZM244 189H245V188H244ZM76 190H77V189H76ZM106 190H107V189H106ZM108 190H109V189H108ZM162 190H163V189H162ZM188 190H189V188H188ZM213 190H214V189H213ZM70 191H71V190H70ZM189 191H190V190H189ZM229 191H230V190H229ZM236 191H237V190H236ZM75 192H76V191H75ZM108 192H109V191H108ZM80 193H81V192H80ZM134 193H135V192H134ZM184 193H185V192H184ZM232 193H233V192H232ZM63 194H64V193H63ZM145 194H146V193H145ZM187 194H188V193H187ZM223 194H224V193H223ZM223 194H221V196H222ZM230 194H231V193H230ZM230 194H229V195H230ZM75 195H76V194H75ZM93 195H94V194H93ZM93 195H92V196H93ZM215 195H216V194H215ZM227 195H228V194H227ZM117 196H119V195H117ZM148 196H149V195H148ZM152 196H153V194H152ZM155 196H156V195H155ZM158 196L160 197V195H158ZM162 196H163V195H162ZM231 196H232V195H231ZM76 197H77V196H76ZM166 197H167V196H166ZM189 197H190V196H189ZM218 197H219V196H218ZM71 198H72V197H71ZM91 198H92V197H91ZM156 198H157V197H156ZM220 198H221V197H220ZM117 199H118V198H117ZM216 199H217V198H216ZM223 199H224V198H223ZM193 200H194V199H193ZM94 201H95V200H94ZM155 201H156V200H155ZM219 201H220V200H219ZM200 202H201V201H200ZM239 202H240V201H239ZM239 202H238V203H239ZM229 203H230V202H229ZM248 203H249V202H248ZM150 204H151V203H150ZM150 204H149V205H150ZM156 204H157V203H156ZM192 204H193V203H192ZM171 205H172V204H171ZM193 205H194V204H193ZM205 205H206V204H205ZM208 205H209V204H208ZM150 206H151V205H150ZM154 206H155V205H154ZM174 206H175V205H174ZM263 206H264V205H263ZM194 207H195V206H194ZM197 207H198V206H197ZM254 208H255V207H254ZM155 209H156V208H155ZM176 209H177V208H176ZM201 209H202V208H201ZM212 209H213V208H212ZM128 210H130V209H128ZM142 210H143V209H142ZM144 210H147V209H144ZM195 210H196V209H195ZM203 210H204V209H203ZM184 211H186V210H184ZM187 211H188V210H187ZM198 211H199V210H198ZM249 211H250V210H249ZM157 213H158V212H157ZM180 213H181V212H180ZM252 213H253V212H252ZM67 214H68V213H67ZM158 214H159V213H158ZM177 214H178V212H177ZM195 214H196V213H195ZM150 215H151V214H150ZM153 215H154V214H153ZM156 215H157V214H156ZM197 215H198V214H197ZM148 216H149V215H148ZM151 216H152V215H151ZM65 217H66V216H65ZM145 217H146V216H145ZM175 217H177V216H175ZM197 217H198V216H197ZM112 218H113V217H112ZM142 218H143V217H142ZM181 218H182V217H181ZM185 218H186V217H185ZM193 218H194V217H193ZM239 218H240V217H239ZM120 219H121V218H120ZM148 219H150V218L148 217ZM182 219H183V218H182ZM194 219H195V218H194ZM137 220H138V219H137ZM162 220H164V219H162ZM110 221H111V219H110ZM122 221H123V220H122ZM149 221H150V220H149ZM158 221H159V220H158ZM191 221H192V220H191ZM135 222H136V221H135ZM138 222H139V221H138ZM166 222H167V221H166ZM174 222H175V221H174ZM179 222H180V221H179ZM179 222H178V223H179ZM187 222H188V221H187ZM189 222H190V221H189ZM127 223H128V222H127ZM150 223H151V222H150ZM130 224H131V223H130ZM152 226H153V225H152ZM172 226H173V225H172ZM154 227H155V225H154ZM158 227H159V226H158ZM150 229H151V228H150ZM116 233H117V232H116ZM64 236H65V235H64ZM140 236H142V235H140ZM140 236H138V237H140ZM109 238H110V237H109ZM150 238H151V237H150ZM131 239H132V238H131ZM121 240H122V238H121ZM123 240H124V239H123ZM127 240H128V239H127ZM69 241H70V240H69ZM140 242H141V241H140ZM27 243H28V242H27ZM105 243H107V242H105ZM105 243H104V244H105ZM123 243H124V242H123ZM138 243H139V242H138ZM75 244H76V243H75ZM77 244H78V243H77ZM109 244H110V243H109ZM111 244H112V243H111ZM139 244H140V243H139ZM205 244H206V243H205ZM11 245H12V244H11ZM69 245H70V244H69ZM153 245H154V244H153ZM12 246H13V245H12ZM14 246H15V245H14ZM71 246H72V245H71ZM77 246H78V245H77ZM77 246H76V247H77ZM104 246H105V245H104ZM109 246H110V245H109ZM140 246H141V244H140ZM93 247H94V246H93ZM24 248H25V247H24ZM34 248H35V247H34ZM80 248H81V247H80ZM85 248H86V247H85ZM95 248H96V247H95ZM27 249H28V248H27ZM76 249H77V248H76ZM153 249H154V248H153ZM29 250H30V249H29ZM151 250H152V249H151ZM0 251H1V250H0ZM31 251H32V250H31ZM125 251H126V250H125ZM61 252H62V251H61ZM93 252H94V251H93ZM59 253H60V252H59ZM68 253H70V252H68ZM31 254H32V253H31ZM66 254H67V253H66ZM71 254H72V253H71ZM107 254H108V252H107ZM108 255H109V254H108ZM30 256H31V255H30ZM129 256H130V255H129ZM33 257H34V256H33ZM34 258H35V257H34ZM127 259H128V258H127ZM150 259H151V258H150ZM39 261H40V260H39ZM150 261H151V260H150ZM44 263H46V262H44ZM47 263H48V262H47ZM149 263H150V262H149ZM65 264H66V263H65ZM150 264H151V263H150Z\"/></svg>",
    "mask_w": 264,
    "mask_h": 264
},
{
    "label": "crops",
    "instance_id": "0c3cea01",
    "mask_svg": "<svg viewBox=\"0 0 264 264\" xmlns=\"http://www.w3.org/2000/svg\"><path fill=\"white\" fill-rule=\"evenodd\" d=\"M138 52V51H137ZM143 55H144V53H143ZM145 56V55H144ZM135 59H140V60H145L146 59V57H144V58H139V57H135V56H133ZM140 60H138V61H140ZM140 62H142V61H140ZM144 63V62H143ZM107 112V111H106ZM95 112H91V115L88 117L90 120H89V122L90 123H93V122H95L94 121V119H95V114H94ZM108 113V112H107ZM87 118V117H86ZM93 119V120H92ZM92 121V122H91ZM91 137H93L96 141H97V143H99L100 144V142L99 141H101V140H98V138L94 135V134H91L90 135ZM89 136V137H90ZM104 140V139H103ZM104 141H106V140H104ZM91 146H92V143H91ZM108 146H106V149L104 150L103 149V147L101 146V144H100V146H98L97 147V151H95L94 153H88L90 156H94L95 154H97L98 153V155L100 156V154L99 153H106L108 156H110V153H108V150H111L110 148H108ZM65 149H63V151H64ZM86 152H88V151H86ZM91 152H93V151H91ZM63 153V152H62ZM70 155V156H69ZM72 157H73V159H72ZM62 159H64V161L65 162H67L69 165H72V166H84V164H88L89 162L87 161V160H85L82 156H80V154H74V155H71V154H68L67 156H62ZM83 161V162H82ZM83 164V165H82ZM89 165V164H88ZM79 181V180H78ZM85 188L86 189H88V186H87V184H85ZM106 187H102V188H99L98 189V191H96V192H94L93 194H99V193H101V192H103V191H105V192H107V193H110V207H111V209H112V212H113V214H112V217H111V221L112 220H114L115 219V217H114V214H115V198H116V194H115V189H114V187H112L111 188V186H107V190L105 189ZM109 189V190H108ZM109 191V192H108ZM93 194H91V195H93ZM90 196V195H89ZM73 206H74V204L70 207V211H71V215H72V217L73 218H76L77 220H82L81 218H80V216L78 217L75 213H73ZM84 220V219H83ZM77 224H78V227H79V234H78V238L80 239V243H81V245H82V247L86 250V251H88V252H93V253H97V252H99L100 250H102L104 247H106L107 245H106V243L105 242H108L109 241V237H111L112 236V234L114 233L113 232V230L112 231H110V234H109V236H108V238L106 239V241L104 242V243H102L101 245H99L98 247L94 244V242L93 241H90V243H88V244H84V236H83V231H84V229L82 228V225H81V222H77ZM113 224V227H114V222L112 223ZM115 228V227H114ZM64 230V229H63ZM108 244V243H107ZM104 245H106V246H104ZM94 246V247H93ZM86 247V248H85ZM96 247V248H95ZM109 261H110V258H109Z\"/></svg>",
    "mask_w": 264,
    "mask_h": 264
},
{
    "label": "flooded vegetation",
    "instance_id": "af4514ba",
    "mask_svg": "<svg viewBox=\"0 0 264 264\" xmlns=\"http://www.w3.org/2000/svg\"><path fill=\"white\" fill-rule=\"evenodd\" d=\"M146 212H147V211H146ZM147 213H148V212H147ZM147 213H146V214H147ZM149 213H152V212H149ZM149 213H148V214H149ZM122 217H123V216H122ZM123 218H124V217H123ZM124 219H125V218H124ZM134 221H135V220H134ZM132 222H133V221H132ZM128 223H129V222H128Z\"/></svg>",
    "mask_w": 264,
    "mask_h": 264
}]
</instances>
